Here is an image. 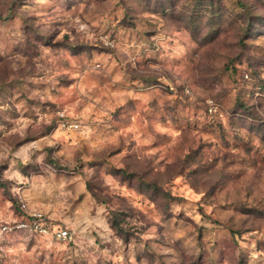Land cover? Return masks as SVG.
<instances>
[{
  "label": "rangeland",
  "instance_id": "obj_1",
  "mask_svg": "<svg viewBox=\"0 0 264 264\" xmlns=\"http://www.w3.org/2000/svg\"><path fill=\"white\" fill-rule=\"evenodd\" d=\"M0 264H264V0H0Z\"/></svg>",
  "mask_w": 264,
  "mask_h": 264
},
{
  "label": "built area",
  "instance_id": "obj_2",
  "mask_svg": "<svg viewBox=\"0 0 264 264\" xmlns=\"http://www.w3.org/2000/svg\"><path fill=\"white\" fill-rule=\"evenodd\" d=\"M3 231H26L57 241H65L71 238L69 230L59 227L40 212L27 210L25 205L22 206L21 218L3 226Z\"/></svg>",
  "mask_w": 264,
  "mask_h": 264
}]
</instances>
